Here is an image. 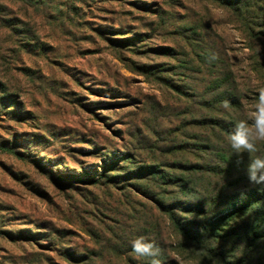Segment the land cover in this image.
Here are the masks:
<instances>
[{
  "label": "rangeland",
  "instance_id": "1",
  "mask_svg": "<svg viewBox=\"0 0 264 264\" xmlns=\"http://www.w3.org/2000/svg\"><path fill=\"white\" fill-rule=\"evenodd\" d=\"M27 7L33 22L23 29L35 40L11 32V49L0 53V264H145L131 247L140 236L161 248V264H205L194 246L202 239L186 238L168 211L182 225L203 223L178 210L209 211L191 191L236 192L224 167L213 170L216 142L200 124L219 66L210 47L239 83L253 77L235 10L215 0ZM257 148L249 158L264 157ZM242 243L210 247L258 264L255 247Z\"/></svg>",
  "mask_w": 264,
  "mask_h": 264
},
{
  "label": "trees",
  "instance_id": "2",
  "mask_svg": "<svg viewBox=\"0 0 264 264\" xmlns=\"http://www.w3.org/2000/svg\"><path fill=\"white\" fill-rule=\"evenodd\" d=\"M39 1L0 0V53L3 54L11 49V32L23 31L26 35L24 37H27L26 44H29L30 40H35L36 33L34 32L30 35L29 31H24L23 28L28 22H33V17L29 13L27 6L37 4ZM215 1L235 10V14L240 18V21H238L239 28L244 34V40L247 43L249 42V49L253 52L252 55L250 54L246 58L248 62L250 61L249 66L253 72V77L248 80V83L242 84L239 83L232 71L225 66V63L220 60L217 51L210 47V51L218 56L219 66L216 68L217 73L214 72V76L209 77L213 72L207 74L211 79L208 82L209 86L206 92L213 97L201 103V106H203V117L200 124L205 129L204 138L215 139L214 150L218 152V162L221 164V166H217L218 169L213 168V170L221 171L220 167H224L226 169L224 171L225 176L227 178H235L230 184L235 188L236 192L230 194L218 190L207 193V196H202L197 192L191 191L199 197H204V201L211 207L209 211L193 205L181 207L178 210H183L184 212L188 210L191 213L203 216L206 218L203 223L188 222L186 225H182L174 215V211H168V213L172 224L178 225L180 229L182 227L186 238L190 240L202 239V242L194 246L195 252L202 257L205 264H236L228 260L227 256L218 254L213 247H210L222 238L226 242L240 238L243 242H247V244L242 243L243 248L254 246L255 260L258 264H264V250L257 245V242L264 241V189H262L261 185L253 186L248 182L246 168L250 160H252L249 158L250 153H244L242 157H238L226 139L234 130L235 124L240 119L245 118L247 111L250 110L247 106L253 107L258 96V88L264 86V24H255L259 29L250 26V24H253L251 18L256 14L264 18V0ZM221 48L223 50L222 46ZM1 100H4L5 105H7L13 99L3 95ZM225 102L229 104L227 109L223 106ZM206 109L211 113L210 116L205 115ZM215 114L221 117L219 118ZM219 131L222 134L224 133L226 138H223ZM261 146L263 148L264 144L261 143ZM253 154L256 155V152ZM237 159H242V163L237 165ZM257 193H261L259 198L255 197ZM231 223H236L232 227L233 230L232 228L231 230L225 228L230 226ZM239 223H241V226ZM193 224H197L198 228L196 230L195 227L191 228ZM147 260L145 264H151L150 258H147Z\"/></svg>",
  "mask_w": 264,
  "mask_h": 264
},
{
  "label": "clouds",
  "instance_id": "3",
  "mask_svg": "<svg viewBox=\"0 0 264 264\" xmlns=\"http://www.w3.org/2000/svg\"><path fill=\"white\" fill-rule=\"evenodd\" d=\"M255 83V82H254ZM228 108V102L224 103ZM227 141L233 152L242 157L244 153L258 151L257 145L264 142V86L258 88L257 99L247 111L245 118L240 119L234 130L228 135ZM237 165L242 159H237ZM246 175L249 184L253 186L264 185V157L257 156L250 160L246 168ZM132 251L137 258H150L151 264H161V248L145 237L140 236L131 242Z\"/></svg>",
  "mask_w": 264,
  "mask_h": 264
}]
</instances>
